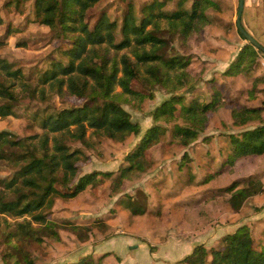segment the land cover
I'll use <instances>...</instances> for the list:
<instances>
[{
  "label": "trees",
  "instance_id": "obj_1",
  "mask_svg": "<svg viewBox=\"0 0 264 264\" xmlns=\"http://www.w3.org/2000/svg\"><path fill=\"white\" fill-rule=\"evenodd\" d=\"M26 1L16 2L19 4ZM98 1L35 0L34 19L37 22L58 32V37L69 40V34L73 33L70 34L72 46L59 48L68 58V63L58 59L52 60L51 68L44 72L43 84L49 85L54 91L57 89V93L66 86L72 95L88 100L82 106L65 108L42 118V133L15 139L11 138L12 133L8 130L0 131V158L4 153L3 158L7 160L6 163L12 171L10 175L0 178V214L23 219L16 222V228L8 233V243L12 246V251L6 254L5 259L13 257L14 264H35L28 251L29 245L34 242L43 243L46 239L59 241V229L62 227L76 234L81 241L89 238L92 226L101 224L104 230L107 229L106 223L102 224L100 220L88 225L72 221L59 223L50 218L57 198L75 197L87 185H94L89 179H92L93 175L84 177L78 184L73 185L82 152L72 149L71 144L84 141L88 127L117 141L140 134V124L134 122L130 113L122 107V99L117 98L114 87L119 85L127 94L144 97L143 93L131 87V81L139 76V67L145 68V80L149 84L158 83L170 88V83L175 81L177 83L170 91L184 87V79L189 72L180 56L172 57L165 61L164 66L161 65L165 48L169 44L168 38L163 34L169 33L170 37L179 34L186 39L194 31H200L201 26L209 21L206 13L208 8L217 6L215 0H192L190 6H187V0H178L175 10L169 11L164 7L170 0H150L140 8L142 16H138L134 5L129 3L121 24L123 38L117 42L115 33L118 21L111 20L104 14L93 28L86 22L87 11ZM111 48L116 50V53L124 48H131L134 62L127 53H123L119 59L116 58L117 55L111 56ZM243 48L233 62L234 73L250 72L259 62V50L254 45L248 44ZM0 71H3L7 78L14 79L13 83L8 85L0 81V117H6L14 113L13 108L18 100L12 87L26 86L27 81L21 68L13 69L12 63L3 58H0ZM119 71L122 75L117 77ZM219 91L216 89L210 100L202 102L200 98H191L189 104H182L180 116L187 119L193 116L194 125L175 124L172 133L181 145L186 147L197 140L208 114L224 104L225 100L217 97ZM249 92L253 93L252 90ZM181 100L182 95L173 96L171 101L165 103V108L156 112V116L166 111L173 114L177 108L176 103ZM258 111L256 108L234 107L232 115L235 125L257 117ZM161 133L159 126L153 127L137 149L128 154V165L122 168L120 176L112 182L111 191L120 192L125 178L150 167L151 164L144 165L146 150L150 144L159 141ZM231 136L236 146L242 148L243 154L264 153V124ZM98 177H101L98 180L99 184H102L105 181L104 176ZM246 183L238 189L236 183L227 188L231 191L229 204L234 210H239L247 197L263 189L259 180L248 179ZM147 200L148 196L145 197L143 205H138L132 200L127 203L126 208L133 214H143ZM12 238H15V242ZM222 242L223 246L219 249L207 250L203 245L197 246L184 262L264 264V244L261 249L256 247L251 229L247 225L227 234ZM87 258L83 257L80 263L87 264Z\"/></svg>",
  "mask_w": 264,
  "mask_h": 264
},
{
  "label": "rangeland",
  "instance_id": "obj_2",
  "mask_svg": "<svg viewBox=\"0 0 264 264\" xmlns=\"http://www.w3.org/2000/svg\"><path fill=\"white\" fill-rule=\"evenodd\" d=\"M16 1L0 0V58L11 62L13 69L21 68L27 85L12 87L18 96V100L15 103L12 115L0 117V131L8 130L12 133L11 138L23 139L43 132L41 121L45 116L56 114L65 108L82 106L88 99L72 95L66 86L60 93H57V89L54 91L49 85L43 84L44 72L51 68L52 60L58 59L68 63V58L61 53L59 48H70L72 46V35L70 34L73 33L69 34V40L64 37H58V32L52 31L48 26L42 25L34 19L35 0H27L19 4ZM215 1L217 6L208 8L206 13L209 21L201 26L200 31H194L186 39H183L184 36L179 34H173L172 37H170L169 33L163 34L168 38L169 44L165 48L164 61L161 62V65L164 66L165 61L172 57L180 56L186 63L187 72H189L184 79L186 83L184 87L170 91L172 86L177 83L175 81L170 83V88H165V86L163 87L158 83L149 84L145 80L144 67H139V76L131 81V87L141 94L143 93L144 97L127 94L123 92L119 85L114 87L117 98L122 99V107L130 113V117L134 122L140 124L141 132L138 135L129 136L124 141H117L96 133L92 128L88 127L84 141L71 144L72 149H78L82 152L73 185L78 184L84 177L86 178L89 175H93L92 179H89L93 181L94 185H87L75 197L57 198L50 218L59 223L72 221L78 224L91 225L97 223V220L102 221V224H104V219L102 218L114 217L118 228L122 229L125 224V216L117 215L116 203L119 201L114 203L116 198H113L115 192L111 191V185L120 176L122 168L128 165L126 162L128 154L137 149L148 131L155 126H159V130L162 133L159 141L150 144L146 150V163L144 165L151 164V168H146L145 171H136L132 176L123 180L120 192L115 194L118 196V200L123 201V204L121 203L123 206L126 202H131L132 198H134L133 200L136 204L143 205L145 197L147 198L148 196L143 187L144 181L150 175L155 177L157 173H161L163 166L175 163L183 165L192 161L189 148L195 150L197 148L196 145L189 144L185 147L179 143V139H176L172 133L175 124L194 125L193 116L188 119L180 116L182 104H189L191 98H200L202 102L206 99L210 100L216 89H223L222 84L225 85L224 89L228 88L230 91L237 84H241L240 86L242 87L247 85V82L243 83V79H241V83L236 81L241 75L238 76V73L233 72L235 71L233 63L230 65L231 61L234 62L238 58L237 56L244 49L243 47L251 44L242 37L236 26L239 0ZM148 2L150 0H99L87 11L86 22L93 28L101 16L104 14L108 15L111 20L118 21L115 34L116 41L120 42L123 38L121 32L122 19L129 3H132L136 8L137 15L142 16L139 10ZM177 2L178 0L168 1L164 9L175 10ZM191 3L192 0H187L186 2L187 6H190ZM242 22L247 31L264 45V0H244ZM206 37L210 41H207ZM228 44L237 45L236 53L232 51V48H228ZM221 47L224 48L222 51L220 50ZM217 52L218 55L216 57ZM123 53H127L134 62L135 59L131 48H124L117 53L114 49L110 50V55H117V59ZM258 57L260 62L255 66L253 64V70L247 73L250 76L253 75V71L256 72L258 69L264 72V63H262L264 62V53L261 50H259ZM214 60L217 62L220 60L223 62L228 61V65L225 69H220L215 67ZM119 67L121 69V64H119ZM200 69L207 70L210 78L217 73L216 82L218 85L211 83L214 85L213 89L201 91L196 93V95L194 91L197 88V81L204 77L199 76V73L193 74V71L199 72ZM223 70H226V72L230 70L232 73L229 75L233 76L225 79L221 74ZM241 73L245 74L246 72ZM4 74L3 71H0V81L6 85L13 83L14 79H9ZM121 75L122 72L119 71L117 77ZM196 77L199 78L197 79ZM211 80H208V82H213V79ZM208 82L203 84L204 89L209 88L210 84ZM255 86L252 87L254 89H251L253 92L256 91ZM175 95H182V100L180 103H176L177 108H175L174 113L169 114L170 111H166L156 116V112L165 108V103L171 101ZM217 97L223 100L220 91ZM227 98L229 99L230 97L227 95ZM232 102L236 103L237 101L233 100ZM214 112L209 113L203 123V130L200 131L201 137L207 138V134L217 133L213 122H210L209 125V118L213 119L216 117ZM222 114L224 116L225 112H222ZM213 127L214 129H212ZM229 129L233 130V127ZM8 153L6 152V154ZM1 156L0 178H3L10 175L12 171L6 163L7 160L3 158L4 153ZM169 170L171 171V169ZM143 174L145 176H142ZM100 175L105 178L102 184H99L98 180L101 178L98 177ZM220 201H222V198L207 205L208 213L213 214L215 219H212L214 221L220 219L222 214L223 204ZM22 220V218L0 214V264H14L13 257L8 260L5 259L7 257L6 254L12 251V246L8 243V233L16 228V222ZM91 228L92 231L89 239L85 241L86 243H81L83 241H79L76 234L62 227L59 229L61 237L59 241L46 239L43 243L34 242L29 245L28 251L31 253L35 264H74V262H81L77 259L84 256L86 258L92 256L91 254L95 251L93 248L95 247L94 244L97 243V238H101L100 236H104L107 233V230H104L101 224ZM12 241L15 242V238H12ZM262 244H264V235L259 234L258 238L256 234V247L261 249Z\"/></svg>",
  "mask_w": 264,
  "mask_h": 264
},
{
  "label": "crops",
  "instance_id": "obj_3",
  "mask_svg": "<svg viewBox=\"0 0 264 264\" xmlns=\"http://www.w3.org/2000/svg\"><path fill=\"white\" fill-rule=\"evenodd\" d=\"M206 39L210 41L208 37ZM236 46L230 44L228 48L236 53ZM258 60L260 62V58ZM213 63L220 69L228 65V61L222 60H214ZM197 73L204 78L197 82L194 94L213 89L212 84L218 85L217 73L211 78L207 70L193 71V74ZM230 73V70L221 72L225 79L233 76ZM247 73H238L241 76L236 80L241 83L243 79L247 85L242 87L237 84L232 91L224 89L223 84V89L218 88L223 100L227 101L214 112L215 118H209V125L213 122L217 133H209L207 138L200 134L190 144L197 147L195 150L189 148L192 161L163 166L161 173L155 177L150 175L144 181L143 187L148 193L145 213L133 214L126 208L128 202L123 206V201L115 195L117 193L113 195L116 198L114 203L119 201L116 203L117 215L125 216V224L119 229L114 217L102 218L107 225V233L97 238L95 251L87 258V264H187L184 259L197 246L203 245L207 250L219 249L223 246L222 239L242 225L251 229L254 240L256 234L258 238L259 234L264 235V153L243 154L242 148L236 146L231 136L264 124V72L258 69L251 76ZM211 79L213 82L209 83ZM207 82L210 86L204 89L203 84ZM254 86L256 91L251 94L249 90ZM233 100L237 102L231 103ZM234 107L256 108L259 111L257 117L235 125ZM222 112H225L224 116ZM231 127L233 130L229 129ZM248 179L261 181L263 189L247 197L239 210H234L229 204L231 191L227 188L233 183H236V189L241 188ZM219 198H222L223 210L220 219L214 221L207 205Z\"/></svg>",
  "mask_w": 264,
  "mask_h": 264
},
{
  "label": "water",
  "instance_id": "obj_4",
  "mask_svg": "<svg viewBox=\"0 0 264 264\" xmlns=\"http://www.w3.org/2000/svg\"><path fill=\"white\" fill-rule=\"evenodd\" d=\"M244 11V0L238 1V9L236 15V26L239 30L240 34L249 41L252 45H254L257 49L261 50L264 53V45L259 42L247 29L244 27L242 22V15Z\"/></svg>",
  "mask_w": 264,
  "mask_h": 264
}]
</instances>
